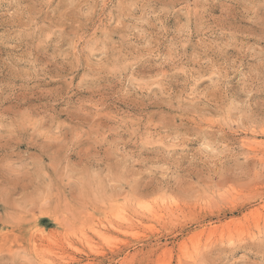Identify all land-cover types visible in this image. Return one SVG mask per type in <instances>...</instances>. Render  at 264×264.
I'll use <instances>...</instances> for the list:
<instances>
[{
  "label": "rangeland",
  "instance_id": "rangeland-1",
  "mask_svg": "<svg viewBox=\"0 0 264 264\" xmlns=\"http://www.w3.org/2000/svg\"><path fill=\"white\" fill-rule=\"evenodd\" d=\"M0 264H264V0H0Z\"/></svg>",
  "mask_w": 264,
  "mask_h": 264
}]
</instances>
